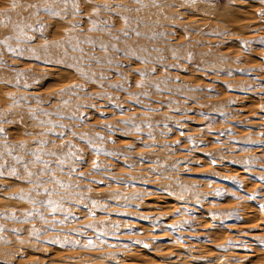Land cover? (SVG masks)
<instances>
[{
	"label": "rangeland",
	"instance_id": "obj_1",
	"mask_svg": "<svg viewBox=\"0 0 264 264\" xmlns=\"http://www.w3.org/2000/svg\"><path fill=\"white\" fill-rule=\"evenodd\" d=\"M0 264H264V0H0Z\"/></svg>",
	"mask_w": 264,
	"mask_h": 264
},
{
	"label": "snow or ice",
	"instance_id": "obj_2",
	"mask_svg": "<svg viewBox=\"0 0 264 264\" xmlns=\"http://www.w3.org/2000/svg\"><path fill=\"white\" fill-rule=\"evenodd\" d=\"M214 162V161H213ZM216 195H220L221 193H220V191H217L216 193H215ZM48 203H53L52 201H49ZM54 211H55V209H54Z\"/></svg>",
	"mask_w": 264,
	"mask_h": 264
}]
</instances>
